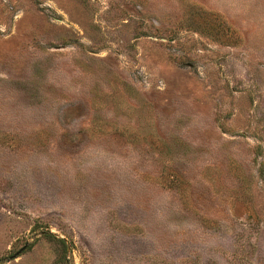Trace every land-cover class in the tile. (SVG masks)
<instances>
[{
	"label": "rangeland",
	"instance_id": "rangeland-1",
	"mask_svg": "<svg viewBox=\"0 0 264 264\" xmlns=\"http://www.w3.org/2000/svg\"><path fill=\"white\" fill-rule=\"evenodd\" d=\"M0 264H264V0H0Z\"/></svg>",
	"mask_w": 264,
	"mask_h": 264
}]
</instances>
